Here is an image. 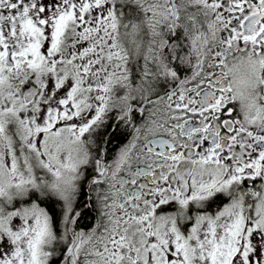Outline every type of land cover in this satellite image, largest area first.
<instances>
[{
	"label": "snow or ice",
	"instance_id": "obj_1",
	"mask_svg": "<svg viewBox=\"0 0 264 264\" xmlns=\"http://www.w3.org/2000/svg\"><path fill=\"white\" fill-rule=\"evenodd\" d=\"M0 264H264V0H0Z\"/></svg>",
	"mask_w": 264,
	"mask_h": 264
}]
</instances>
